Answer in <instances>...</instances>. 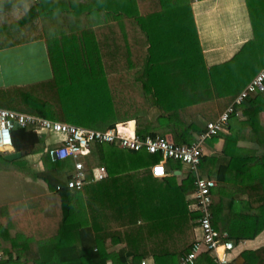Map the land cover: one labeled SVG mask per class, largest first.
Here are the masks:
<instances>
[{
  "label": "trees",
  "instance_id": "trees-1",
  "mask_svg": "<svg viewBox=\"0 0 264 264\" xmlns=\"http://www.w3.org/2000/svg\"><path fill=\"white\" fill-rule=\"evenodd\" d=\"M53 7L58 12L66 9L71 19L86 21L87 26L71 24L68 33L50 38L53 78L4 92L0 108L101 131L135 120L141 137L160 135L191 144L207 131L208 123L234 106L228 124L231 135L209 139L212 144L224 138L223 151L216 157L203 155L199 169L207 174L214 166L221 186L212 193L213 227L227 233L235 247L256 239L264 231V182L255 181L264 173V155L236 159L234 151L245 140L264 147V127L258 123L264 92L235 104L242 86L235 89L238 82L234 81L226 84L235 77L217 72L234 60L211 72L207 69L189 0H86L85 4L71 0L65 7ZM249 9L254 28L258 30L261 22L264 29V0H249ZM32 16L31 11L21 22ZM146 65L148 70L138 75ZM251 66L245 68L250 80L258 72L253 75ZM228 85L234 90H228ZM153 110L156 114L151 117ZM12 136L22 158L44 153L46 168L72 171V163H64L68 160L54 161L45 153V139L31 129L17 128ZM84 158L87 185L74 192L54 180L52 189L65 201L60 226L58 231L53 228L49 240L39 237V248L30 252L32 257L24 264H142L146 260L178 264L191 253L200 218L190 207L194 175L181 184L174 177L156 180L149 168L159 156L115 145H95ZM100 166L107 169L108 177L90 182L93 169ZM233 169L234 181L246 176L254 181L230 188L226 201L224 184ZM75 193L85 196L88 226L64 224ZM238 194L246 196V202H236ZM14 252L7 256L2 252L0 264H19L21 257H14ZM194 264L216 263L211 254H203ZM230 264H264V248L244 251Z\"/></svg>",
  "mask_w": 264,
  "mask_h": 264
},
{
  "label": "crops",
  "instance_id": "crops-1",
  "mask_svg": "<svg viewBox=\"0 0 264 264\" xmlns=\"http://www.w3.org/2000/svg\"><path fill=\"white\" fill-rule=\"evenodd\" d=\"M69 1L71 0H0V95L16 88L29 87L53 78L54 68L48 45L50 38L66 34L67 28L71 24L76 27L87 26L86 21L81 23L80 20L71 19V15L66 12V9L58 12L53 7L54 4L65 7ZM73 2L85 4L86 0H73ZM190 6L205 64L210 72L213 68L235 60L234 58L241 48L249 40H254L249 0H210L197 4L190 3ZM197 6L200 7L196 9ZM31 11L35 16H32L25 23L21 22ZM61 12L64 13L59 14ZM45 31H47V35H44ZM234 36L236 38L232 39ZM254 68L251 69L253 75L256 70H258V74L264 68V64H259L257 68L255 65ZM233 70H229L230 72L218 70L217 72H223L222 74L219 73L222 76L231 73V77H235L236 80L226 82V84L231 85L233 81L238 82L235 89H238L240 85L242 91H245L254 78L251 80L248 78L245 73L247 72L246 69H239L242 70L241 75L237 74L238 69ZM225 71L228 73H224ZM228 86V90H234L232 86ZM258 123L264 127V107L259 115ZM230 135L227 127L226 131L222 133V137L225 138V136ZM43 138L46 143L48 136ZM224 138L212 144L209 140L206 141L204 157H216L221 154L225 144ZM14 152H16L14 147L7 152H0V156L3 157V159L0 157V163H3L0 170L4 171L1 180L6 185L10 183L22 185L26 192L23 194L10 192L19 190L14 185L4 192H0V250L5 256L9 255L10 251H15L14 257L20 256L19 264H22L32 257L29 256L30 252L39 248V237L42 236V238L49 240L53 228L57 227L58 231L61 223L60 214L65 201H62L59 194L52 189L51 184L55 179H58L62 185L66 184L68 178L74 173V160L62 161L65 164L72 163V171L68 168L59 171L51 169V166L46 168L44 153H37L26 158L21 157L14 161L5 160L4 157L7 154ZM45 153H48L46 149ZM263 155L264 147L246 140L239 142L234 151L236 159L261 157ZM84 159L82 161L86 164ZM152 166L153 164L149 168L150 173ZM177 166L169 163L170 168ZM181 168L182 166L178 167L182 174H187L188 178L189 173L182 171ZM208 170L209 172L207 171L205 174L203 169H199L200 176L216 181L215 167L213 166ZM233 170L226 175L228 176V180L224 184L226 201L228 197H231L230 188H241L242 184L254 181V178L247 176L240 177L239 181H234L235 170ZM235 175L237 174L235 173ZM186 179H177V182L181 184ZM255 181L264 182V173H260ZM219 187L221 188L217 183L216 188L219 189ZM246 199V196L238 194L236 202L244 203ZM70 200L71 208L64 224L78 223L88 226L90 217L84 194L75 193ZM48 248L50 247L48 246ZM261 248H264V231L256 239L244 241L236 246L232 261L244 251Z\"/></svg>",
  "mask_w": 264,
  "mask_h": 264
},
{
  "label": "built area",
  "instance_id": "built-area-1",
  "mask_svg": "<svg viewBox=\"0 0 264 264\" xmlns=\"http://www.w3.org/2000/svg\"><path fill=\"white\" fill-rule=\"evenodd\" d=\"M204 1L210 0H189L191 4ZM257 92H264V68L236 99L235 104H241L249 95ZM234 113V106H231L216 121L207 124V131L198 141L181 144L160 135L141 137L132 121L101 131L0 108V152L13 149L12 133L17 128L31 129L40 137L48 136L46 151L54 161L74 160L73 177L66 183V188L74 192L83 191L88 183L82 159L95 145H115L127 151L159 156L160 160L154 163L151 169V174L156 179H186L187 174H182L178 169L184 164L187 173L195 176L194 202L191 209L200 214L199 237L191 253L180 258L178 264H194L203 254H211L216 264H230L235 251L234 243L229 241L227 233L219 232L212 223V193L217 187V182L200 176L199 168L206 141L226 131L230 116ZM169 163L178 166L170 168ZM158 169L162 171L158 173ZM107 177L108 171L105 167H96L92 171L90 182L102 181ZM57 190H61V186H58ZM2 256L0 251V259ZM142 264L150 263L146 260Z\"/></svg>",
  "mask_w": 264,
  "mask_h": 264
},
{
  "label": "rangeland",
  "instance_id": "rangeland-1",
  "mask_svg": "<svg viewBox=\"0 0 264 264\" xmlns=\"http://www.w3.org/2000/svg\"><path fill=\"white\" fill-rule=\"evenodd\" d=\"M199 7L200 6H197L196 9H198ZM251 22H252V27H253V32H254V36H253L254 40L253 41L249 40V42L246 45H244L241 48L240 52L236 55V57L234 58L235 60L228 67L224 68L223 70L234 71L233 69H245L248 64H252V66L255 67V65L258 66L259 64L264 62V56H263V54H264V29H261V22L259 23L260 27L258 28V30H256L254 28L253 21H251ZM46 33L47 32H45L44 35ZM234 38H236V37L234 36L232 39H234ZM148 67L146 65L145 68L140 70L138 75H142V73H144L145 71L148 70ZM228 71H225L224 73H228ZM247 71H248V69H247ZM226 76L231 77V73L226 74ZM231 78H233V77H231ZM223 79H225V77ZM155 112H156L155 110L152 111L151 117L155 116V114H156ZM136 128H137V126H136ZM0 161H1V159H0ZM2 164L3 163H0V169H1ZM181 169L184 172L187 171V167L184 164L182 165ZM3 173H4V171L0 170V192H4L5 190H7L8 188H10L13 185L17 186L19 188V190L18 191L13 190L10 192H13L15 194H18V193L23 194L26 192V190H23L22 185H16V183L15 184L10 183V184L6 185L5 183H3L1 180L2 179L1 175H3Z\"/></svg>",
  "mask_w": 264,
  "mask_h": 264
},
{
  "label": "water",
  "instance_id": "water-1",
  "mask_svg": "<svg viewBox=\"0 0 264 264\" xmlns=\"http://www.w3.org/2000/svg\"><path fill=\"white\" fill-rule=\"evenodd\" d=\"M132 123L134 124L135 127L137 126V122L136 121H133ZM21 157H22L21 153L14 152V153H11V154H7L4 158L7 161H14V160L20 159Z\"/></svg>",
  "mask_w": 264,
  "mask_h": 264
},
{
  "label": "snow or ice",
  "instance_id": "snow-or-ice-1",
  "mask_svg": "<svg viewBox=\"0 0 264 264\" xmlns=\"http://www.w3.org/2000/svg\"><path fill=\"white\" fill-rule=\"evenodd\" d=\"M157 171H158V173H159V172H161L162 170L158 169Z\"/></svg>",
  "mask_w": 264,
  "mask_h": 264
}]
</instances>
